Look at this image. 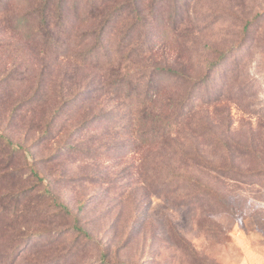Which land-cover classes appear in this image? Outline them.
<instances>
[{
	"label": "rangeland",
	"instance_id": "rangeland-1",
	"mask_svg": "<svg viewBox=\"0 0 264 264\" xmlns=\"http://www.w3.org/2000/svg\"><path fill=\"white\" fill-rule=\"evenodd\" d=\"M36 1L0 5V200L17 195L20 210L0 218V264H264V0H142L130 44L118 54L131 15L107 38L122 75L179 72L154 107L174 117L195 95L170 137L200 161L151 146L149 124L106 88L113 68L82 65L94 41L76 43L97 23L75 17L79 0L57 50L39 43Z\"/></svg>",
	"mask_w": 264,
	"mask_h": 264
},
{
	"label": "trees",
	"instance_id": "trees-1",
	"mask_svg": "<svg viewBox=\"0 0 264 264\" xmlns=\"http://www.w3.org/2000/svg\"><path fill=\"white\" fill-rule=\"evenodd\" d=\"M68 1L69 0L36 1L37 7L35 9V15L38 23L36 35L41 45H49L57 50L58 47L60 48L63 45V41H61L59 34H64L67 40L70 39L68 33L73 26L70 25L71 21L70 17H68ZM109 2L110 0H79L76 3V7L73 9L76 18L79 17V14H82L83 18L90 21L94 20V22L97 23L95 28L88 29L82 33L76 43V45H79L83 40L94 41L92 47L88 48L84 53H79L80 59L82 60L81 63H83L82 65L91 67L106 66L110 69L113 68L111 71L114 77L107 82L106 88L119 93L124 92L125 100L128 102L127 106L131 107L132 115L130 117L134 118L135 121L144 120L149 124L147 129L148 134L145 135L146 131H141V134L143 135L142 138L146 136L145 138H147L151 146L158 142H165L169 147L173 148L171 150L175 153H182L183 156L189 157L190 159L196 158L199 161L205 160L204 154H190L186 150L181 149L174 138L170 137L176 124L182 122L190 111L191 105L196 99L195 95L193 96L190 91L187 92L183 98L184 100L179 103L178 111L175 113L174 117H169L164 114L160 108L158 109L157 107H154L156 103L160 101L157 92L160 88L158 86L160 81L165 77H179V72L170 66L156 65L153 67L152 73L148 77L140 76L133 80L130 78V75H127L128 73H125L124 75L121 74L120 67H117L120 63L117 65L115 64L117 59H112V54H110V51L106 47L107 38L111 33V29L117 22V18L122 14L131 15L133 18V25L122 30L120 37L117 40L118 54L123 47L130 44L129 42L132 39L133 34L142 23V0H128L114 6L107 5ZM3 3V0H0V5ZM123 33L124 35H122ZM101 51H104V53L101 54ZM132 53L131 49L129 54L132 55ZM115 67L117 68L116 70ZM147 108L150 110L146 111ZM139 112H141L140 118L137 117ZM50 127L51 124H49V129ZM48 130L45 131V133H47ZM1 138L3 139L2 136ZM4 140L8 146L11 147L12 151L17 150L11 142L5 138ZM30 170L37 181H43L42 177H40L34 167H31ZM211 170H214V168ZM167 172L172 173L173 171L169 169ZM173 174V179L164 180L165 182L161 184L162 189H168L172 180H176L178 174L174 172ZM189 179L190 178H188V180ZM197 185H199L201 189L205 186L199 182H197ZM47 193L52 195L48 191ZM5 198H7V201L5 202L0 200V218L4 217L7 221L17 220L20 213V210H18L16 206L18 204V196H6ZM51 201L52 206L59 212L74 218L73 228L75 231L80 233L83 237L90 239L88 232L79 225L78 218L73 216L67 204L57 200L54 195H52ZM0 226H2L1 222ZM15 245H17L16 241L12 242L9 247L14 248ZM12 255H15V250H12Z\"/></svg>",
	"mask_w": 264,
	"mask_h": 264
}]
</instances>
